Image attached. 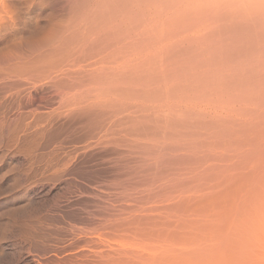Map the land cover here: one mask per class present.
<instances>
[{
  "label": "rangeland",
  "instance_id": "obj_1",
  "mask_svg": "<svg viewBox=\"0 0 264 264\" xmlns=\"http://www.w3.org/2000/svg\"><path fill=\"white\" fill-rule=\"evenodd\" d=\"M245 42H264V0H0V264L64 255L70 227L103 209L130 221L155 176L138 165L165 142L159 91L187 86L189 65L211 56L242 68ZM247 91L217 112L254 118L264 107ZM112 109L120 120L98 134Z\"/></svg>",
  "mask_w": 264,
  "mask_h": 264
},
{
  "label": "bare ground",
  "instance_id": "obj_2",
  "mask_svg": "<svg viewBox=\"0 0 264 264\" xmlns=\"http://www.w3.org/2000/svg\"><path fill=\"white\" fill-rule=\"evenodd\" d=\"M247 43L238 46L244 49L242 68L232 69L224 55L211 56L189 65L194 73L187 86L159 91L165 142L150 153L157 155L154 163L142 159L146 165H138L155 176L145 182L149 202L134 207L133 217L124 221L132 234L118 230L126 225L128 210L112 206L109 220L103 209L97 221L88 214V220L95 218L92 224L70 227L75 238L64 255L60 249L54 259L28 252L15 264H264V109L249 120L245 114L246 121L217 112L218 100L243 89L247 102L264 107V42ZM234 70L245 76L236 80ZM62 99L61 106L71 110L73 101ZM117 111L100 113L98 134L120 120ZM107 225L113 231L106 233Z\"/></svg>",
  "mask_w": 264,
  "mask_h": 264
}]
</instances>
